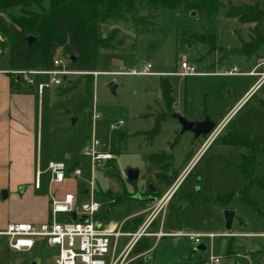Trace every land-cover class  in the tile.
<instances>
[{"label": "rangeland", "instance_id": "374dc122", "mask_svg": "<svg viewBox=\"0 0 264 264\" xmlns=\"http://www.w3.org/2000/svg\"><path fill=\"white\" fill-rule=\"evenodd\" d=\"M48 1L44 0V4ZM243 5L264 11V0H220L216 13L208 9L188 13L184 5L174 10L144 5L139 13L149 22L146 32L132 21L103 25V37L116 28L119 31L111 34L114 48L102 49L97 57L96 72L88 73L94 79L89 92L85 89L84 74L87 73L61 76L62 83L46 88L41 96L36 91L39 139L26 187L31 185L32 176L35 183L39 161L42 188L34 194L46 197L50 189L48 164L64 161L67 167L79 168L82 175L59 186L57 191H72L80 202L87 199L83 192L90 186L91 161L84 149L95 137L101 141L100 150H108L116 156L115 160L94 170L95 198L103 205L106 219L120 224L147 206H139L129 198L114 204L112 199L125 191L132 193L135 188L143 191L148 181L157 186V198H160L169 187L155 176L162 169L150 157L172 150L169 175L173 179L180 176L177 181H181L161 215L163 230L171 235L149 238L153 244L151 258L146 260L150 255H144L129 264H204L197 262H206L212 256L220 259L219 264H264V188L252 184L249 189L251 200L260 209L258 213L241 194L245 178L240 165L248 151L224 143L226 136L235 130L245 138L264 144V109L260 106L264 101V81L250 94L260 81V74L264 73V40L257 42L255 24L242 23L229 16L233 7ZM19 13V9H13L9 15ZM3 19L10 24V16L5 15ZM196 34L206 35L205 41L194 42ZM0 40H3L1 36ZM251 41L256 45L255 50L247 52L252 47ZM213 44L215 49H212ZM56 58L63 60L64 65L70 63L62 50L57 52ZM184 59L195 66L199 74H179ZM8 61L7 54L0 56V68L6 67ZM147 63H151V71L158 74L131 73L140 72ZM234 66L238 68L236 74H223ZM253 68L256 75L248 74ZM163 78L171 86L175 113L189 120L209 116L217 124L230 116L220 136L204 151L198 152L204 139L196 142L190 132L181 135L178 122L169 117L162 121L160 133L151 135L156 121L168 112L161 95ZM45 79L39 77L38 80ZM112 81L117 85L114 94L109 88ZM118 122L122 123L111 129V124ZM128 169L140 171L134 183L126 177ZM254 174L259 179L264 178V154L256 156ZM3 191L4 188L0 190V197ZM227 194H232L228 208L219 199ZM1 202L4 203L0 206V231L9 221L29 220L37 213L36 203L29 200H14L10 196ZM226 210L235 212L230 231L225 227ZM188 234H202L201 244L206 245L207 251L195 253L199 244ZM208 234H213L214 238L207 237ZM54 254L55 249L42 241L28 251L12 250L7 239L0 236V264H31L36 257L42 258L41 264H55Z\"/></svg>", "mask_w": 264, "mask_h": 264}, {"label": "trees", "instance_id": "16d2710c", "mask_svg": "<svg viewBox=\"0 0 264 264\" xmlns=\"http://www.w3.org/2000/svg\"><path fill=\"white\" fill-rule=\"evenodd\" d=\"M144 5L153 9L162 7L171 10L184 5L188 13L201 12L205 9L216 13L219 10L220 0H49L48 4H44V0H0V36L3 39L0 40V56L4 54L9 56L6 70L9 72L12 92L21 93L22 85L27 84L22 79H18L14 71L60 69L54 64L59 50H62L63 56L70 61L66 66L69 71L87 73L84 74L85 89L89 92L94 79L93 75L88 73L96 72L97 57L102 49L114 48V36L111 37V34L119 31L116 28L103 37L101 27L132 21L134 25L145 28V32L148 31L150 26L146 27L149 24L147 17L139 13V9ZM256 8L253 5L233 7L229 16L235 17L242 23L255 24L254 32L258 37L257 42H263L264 39L261 37H264V11ZM13 9L20 10L18 16L9 15ZM5 15L10 16V24L3 19ZM29 36L36 38V42L32 45L26 42ZM205 36L196 34L193 37L194 42H204ZM255 43L252 41L249 43L252 47L247 52L255 50ZM212 49H215L214 44ZM245 49H248V46H245ZM71 57H75L76 61L72 62ZM161 95L168 112L156 121L151 133L153 136L160 133L162 121L167 119L173 110L174 99L171 96V86L164 78L161 83ZM260 106L264 109V101L260 103ZM229 135L224 140L225 144L244 147L248 151L242 156L243 162L240 165L245 178V186L241 194L243 200L260 213V209L250 198L249 189L252 184L264 188V178L259 179L254 174L256 156L264 154V144L245 138L235 130ZM150 159L161 166L162 170L157 173L159 181L163 185H169L172 181V176L169 175L173 163L172 152L163 151L153 154ZM75 168L77 167H68L69 172ZM132 195L125 191L115 198L114 204L124 202L126 198L134 200ZM219 199L222 200L223 206L228 208L232 194L222 195ZM105 213L102 211L97 219L107 220ZM144 215L129 218L125 222L124 230L136 231L143 223ZM155 229L156 227L152 228V230ZM152 248L151 240L144 238L135 246L132 254H144ZM203 262L204 260H199L197 263Z\"/></svg>", "mask_w": 264, "mask_h": 264}, {"label": "built area", "instance_id": "2783aa9c", "mask_svg": "<svg viewBox=\"0 0 264 264\" xmlns=\"http://www.w3.org/2000/svg\"><path fill=\"white\" fill-rule=\"evenodd\" d=\"M56 69L53 71L19 70L14 71L24 82L35 85L38 94L41 96L46 88L59 86L62 83L61 76L84 72L69 71L63 60L57 58L54 61ZM151 63L143 66L140 72L132 71V74L152 75L158 74L151 71ZM238 68L224 72L226 75L236 74ZM182 75L199 74L195 66L189 64L186 59L181 62L180 71ZM250 72L248 74H252ZM97 74V73H96ZM46 77L42 82H36L34 77ZM264 78V73H262ZM95 116V115H94ZM229 118L221 121L213 132L207 136L204 146L215 141L224 130ZM122 122L111 124V129H116ZM101 141L93 137L91 144L84 149V154L91 161V180L90 186L84 192L88 198L81 201L76 193L72 191L58 192V187L66 184L73 178L80 177L82 171L79 168L69 172L64 161H52L48 164L50 173V192H49V219L45 223L35 224L31 222H12L0 231V236L7 239L10 249L16 251H28L35 247L36 243L42 241L52 249H55V264H129L141 258L145 254L133 255V249L144 238L161 239L171 235L163 230L164 215L168 202L172 198L176 185L169 188L158 200L147 207L144 211L138 212L133 216L147 214L144 222L136 231L124 230L125 222L133 217L122 221L120 224L109 220L101 221L97 219L102 212L103 205L95 198V183L93 172L97 168L104 167L107 162L115 160L114 153L100 150ZM34 187L41 188V172L39 169L35 175ZM114 203V199H112ZM75 214L76 219L73 218ZM61 216V217H60ZM59 217L61 220H59ZM156 227V230L152 228ZM195 243L201 244L202 234H188ZM213 239V234L206 235ZM130 254L132 257L129 258ZM204 264H219L220 259L212 256Z\"/></svg>", "mask_w": 264, "mask_h": 264}, {"label": "crops", "instance_id": "0c3cea01", "mask_svg": "<svg viewBox=\"0 0 264 264\" xmlns=\"http://www.w3.org/2000/svg\"><path fill=\"white\" fill-rule=\"evenodd\" d=\"M254 69L255 68L250 71L253 72L250 75H256ZM8 73L6 67L0 68V190L2 188H4L5 191L7 190V197L5 199L0 197V206L4 203L1 201L6 200L10 196H12V199L14 200L21 198L22 200L25 199L27 201H32L33 203H36L37 213L31 215L28 218L29 220H16L13 222L41 224L47 222L49 219L50 189L46 197H36L34 192L40 190L42 184L40 189H36L33 184V176L32 179L30 178L31 185L26 187V182L29 179L27 176H30L33 171L37 148L36 142L39 139L38 131L40 121L38 120L37 113L38 100L36 104L37 98L35 96L37 90L35 85L27 83L28 86L25 84L22 85L21 93H13ZM262 73L260 74V81L254 86L250 94H252L264 81ZM163 75L167 74L163 73ZM39 77L40 76L34 77L36 82H39ZM40 103L41 100H39V107ZM228 118L230 119V116H228ZM215 141L206 146L203 144L201 148L198 149V152L200 150L204 151L206 147L214 144ZM170 151L172 152V150ZM39 164L40 162L38 161L37 169H39ZM179 177L180 176L173 179L172 176V181H170L169 185L164 186L171 188L176 185L175 182ZM9 223H12V221L7 222L5 225L7 226ZM151 250L144 253L146 256L150 255L148 256V259L151 258Z\"/></svg>", "mask_w": 264, "mask_h": 264}, {"label": "water", "instance_id": "95a60500", "mask_svg": "<svg viewBox=\"0 0 264 264\" xmlns=\"http://www.w3.org/2000/svg\"><path fill=\"white\" fill-rule=\"evenodd\" d=\"M26 42L28 43V45H32L33 43L36 42V38L33 36H29L26 39ZM71 60H72V62H75L76 58L71 57ZM18 79H20V78L18 77ZM116 86L117 85L114 81H112L109 84V88L113 94L115 93ZM169 118H172L178 122V124L181 127L180 128V134L181 135H183L186 132H190L193 134V137L195 140L199 139L201 137H207L208 135H210L213 132V130L218 125L209 116H204V118L202 120H189L188 118L181 116V115H179L173 111L169 115ZM139 175H140V171L138 169H128L126 171V177H127L128 181H130V182L136 181L139 178ZM149 191L153 192V193L155 192V190L154 189L151 190V188H149ZM2 197L4 199L7 197V191H3ZM135 199H138L142 202H145L148 205L154 204L157 200L155 197H151L149 199V198L141 197L138 194L135 195ZM234 217H235L234 211H232V210H226L225 211V221H226L225 227L228 231H230L232 229V223H233ZM73 218L76 219L75 214H73ZM194 251H195V253L197 251H207V247L205 244H199ZM146 260H148V257H146ZM41 263H42L41 257H36L31 262V264H41Z\"/></svg>", "mask_w": 264, "mask_h": 264}, {"label": "flooded vegetation", "instance_id": "af4514ba", "mask_svg": "<svg viewBox=\"0 0 264 264\" xmlns=\"http://www.w3.org/2000/svg\"><path fill=\"white\" fill-rule=\"evenodd\" d=\"M173 112V110L171 111V113ZM170 113V114H171ZM169 114V115H170ZM204 118V117H203ZM202 118V119H203ZM202 119H200V120H202ZM180 126V125H179ZM181 128V127H180ZM206 138L207 137H201V138H199V139H204V140H206ZM199 139H196L195 141L196 142H198V140ZM205 142V141H204ZM155 176H158L157 174L155 175ZM149 188H151V190H155V192L153 193V192H150L149 191ZM158 193H159V189L157 188V186H155V184L153 183V182H151V181H148V182H146V184H145V186H144V189H143V191H140V190H137L136 188H135V191L134 192H132L131 194H133L132 195V198L134 199V201H136L138 204H139V206H147V207H149L150 205H148V204H146L145 202H142V201H140V200H138V199H135V195H140L141 197H144V198H151V197H155L157 200H158V198H157V195H158ZM156 200V201H157Z\"/></svg>", "mask_w": 264, "mask_h": 264}]
</instances>
